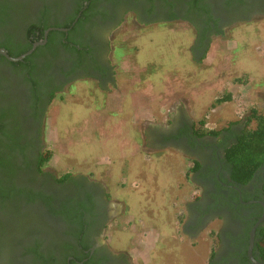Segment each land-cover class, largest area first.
Returning <instances> with one entry per match:
<instances>
[{
	"label": "flooded vegetation",
	"instance_id": "1",
	"mask_svg": "<svg viewBox=\"0 0 264 264\" xmlns=\"http://www.w3.org/2000/svg\"><path fill=\"white\" fill-rule=\"evenodd\" d=\"M0 2L4 11V18L0 20V49L8 55L30 43L32 49L36 42L45 41V33L50 29L45 44L39 45L32 54L40 47L45 50L34 54L27 61L26 69L11 64L26 58L14 62L0 53V112L10 113L6 124L16 132L15 137L20 138L15 165L23 167L15 172L17 177L13 185L52 197L50 206L23 198L21 205V200L16 199L13 204L7 203L1 208L0 216L8 223L5 221L7 232L0 240V264L3 261L7 264H40L34 254L26 251L32 247L52 258L53 264H126L125 250H116L106 242L109 229L118 231L114 222L119 214H112L111 200L99 184L74 176L65 180L64 176L57 179L37 177L44 166L40 158L45 152V121L52 100L66 85L82 80H90L96 90L105 91L106 97L116 93L118 100L133 96V92L125 95L127 87L124 82L120 87L118 80L117 67L127 69L130 63H119L114 56L118 31L125 22L144 27L188 23L196 31V48H193L205 50L210 46L211 37L220 35L225 27L252 20L263 21L264 0ZM47 21L50 27L44 29ZM57 23L71 25L55 27ZM31 28L36 33L29 34ZM54 30L61 34L50 42ZM27 73L34 79L26 81ZM245 125H234L232 133L226 131L218 137H196L194 123L181 115L175 117L168 130L154 128L149 134L152 145H169L201 163V168L194 174L197 183L202 185L203 198L196 200L192 207L190 224L196 231L214 218L220 221V249L212 264H264L255 250L258 229L264 227V219L261 220L264 217V167L252 181L242 185L232 179L225 160L227 145ZM21 149H25V153L19 152ZM15 211L18 214H13ZM77 214H82L83 219L77 220ZM254 229L252 254L257 263L249 255ZM116 241L117 238L114 243Z\"/></svg>",
	"mask_w": 264,
	"mask_h": 264
},
{
	"label": "rangeland",
	"instance_id": "2",
	"mask_svg": "<svg viewBox=\"0 0 264 264\" xmlns=\"http://www.w3.org/2000/svg\"><path fill=\"white\" fill-rule=\"evenodd\" d=\"M118 32L115 59L130 63L117 67L119 86L124 82L125 95L133 96L106 97L90 80L66 85L48 109L43 144L52 157L37 177L68 174L99 184L112 214H119V232L109 229L106 242L125 250L126 264H212L220 221L196 231L190 224L194 206L185 202L184 170L192 159L169 145H152L149 134L168 130L181 115L220 130L243 127L253 108L264 114V20L225 27L205 50L195 49L196 31L188 23L125 22ZM227 94L229 101L216 102ZM192 184L201 200L197 180Z\"/></svg>",
	"mask_w": 264,
	"mask_h": 264
},
{
	"label": "trees",
	"instance_id": "3",
	"mask_svg": "<svg viewBox=\"0 0 264 264\" xmlns=\"http://www.w3.org/2000/svg\"><path fill=\"white\" fill-rule=\"evenodd\" d=\"M3 13L4 11L2 7H0V20H3L2 17L4 18ZM44 24V29L50 27L48 21L44 22ZM55 25V27H67L71 24L66 23L62 25L57 23ZM44 29L42 31V35L44 33ZM29 32V34L36 33L34 32L33 28L29 29ZM60 34L61 32L59 30L52 31L49 38L50 42ZM31 46L32 43L27 46H23L18 50H12L9 53L12 57H19L22 53L27 52L31 48ZM42 50H45V48L40 47V49H38L34 54ZM34 54L27 56L24 61L11 64L15 65L16 67L20 66L19 68H25L27 61L30 60ZM30 74L31 73H27L25 75L26 81H30L31 78L34 79L33 75L30 76ZM230 96V94L223 95L219 97L216 102L218 104L227 102L230 100ZM8 114L10 113H8L7 111L0 112V210L1 208L3 209L4 206L7 205V203L9 205L13 204L16 199H18L19 201L21 200V205L23 198L27 199L28 202L39 201L41 202V204L44 203L45 205L50 206L52 203L50 198L52 197H48L43 192H34L32 190H26L24 188L19 189L13 185V182L15 184L17 177L15 172L19 167H23V165L19 167H16L15 165L17 160V151L19 150L18 145L20 144V138L15 137L16 132L12 128H9V126L6 124V121L9 118ZM10 118H12V116H10ZM226 131L232 133L234 131V125H229L228 127L220 130H214L207 127L205 119L200 120L194 125V134L196 137H203L207 135L218 137L220 134ZM19 152H22L23 154L25 153V149H21ZM51 157L52 153L46 152L45 154H43L40 158L43 165L47 163L51 159ZM225 160L231 171L232 179L242 185H246L250 181H252L257 172L262 167H264V114L258 109H251L250 114L246 119L245 128L241 131L240 134L236 136L235 140L231 144L227 145L225 149ZM192 161L194 165L189 172H197L201 168V163L197 159H193ZM70 176L71 175L67 174L63 177V179L65 180ZM19 207L18 210L20 209ZM52 211L54 210L52 209ZM13 214H18V212L15 211ZM66 214L68 213H65V216ZM67 218H69V214L67 215ZM81 218L83 219V215L77 214L76 219L79 220ZM5 221L6 220L0 216V240L2 235L7 232L5 229ZM82 223L83 222H81L80 224L83 228L84 225H82ZM255 250L258 252V256L264 260V227L258 229ZM26 251L28 253L34 254V256H36L35 260L41 261L40 264H53L52 258H47L43 254L38 252L36 247L28 248V250ZM215 255L216 251L215 248H213L210 259L213 260L215 258Z\"/></svg>",
	"mask_w": 264,
	"mask_h": 264
},
{
	"label": "water",
	"instance_id": "4",
	"mask_svg": "<svg viewBox=\"0 0 264 264\" xmlns=\"http://www.w3.org/2000/svg\"><path fill=\"white\" fill-rule=\"evenodd\" d=\"M60 30H67V29H66V28H60ZM49 32H50V29L47 30L46 33H45V38H46L45 41L36 42V43L33 45L32 49H30V50L27 51L25 54H23V55H21V56H19V57H12V56L8 55L7 52H6L5 50H3V49H0V53L5 54V56H7L9 60L14 61V62H17V61L23 60V59L26 58V56L32 54V53L35 51V49H36L39 45L45 44V42H46V40H47V38H48V34H49ZM262 204L264 205V202H263ZM263 219H264V217H263L261 220H263ZM255 229H256V228H255ZM255 229H254V231H253V233H252V236H251V246H250V249H249V255H250V257H251L252 260H254V258H253V254H252V250H253V246H254V239H255V232H256ZM254 262L257 263L255 260H254ZM257 264H258V263H257Z\"/></svg>",
	"mask_w": 264,
	"mask_h": 264
},
{
	"label": "crops",
	"instance_id": "5",
	"mask_svg": "<svg viewBox=\"0 0 264 264\" xmlns=\"http://www.w3.org/2000/svg\"><path fill=\"white\" fill-rule=\"evenodd\" d=\"M190 101H191V99H190ZM193 101V100H192ZM165 151H174V150H168V149H166ZM180 153V152H179ZM182 159H183V157H182ZM186 160V159H185ZM184 161V160H183ZM190 165H189V167H188V169H187V171H186V173H185V170H184V174H186L185 176H186V178H185V180L188 182V186L190 185V191L188 192V193H190V197H186L185 199H186V204H191V207L192 206H194L195 205V202H196V199H195V197H194V190H193V184L192 183H195V179L196 180H198L197 178H196V174H194V172H189L191 169H192V167H193V161L192 160H190ZM187 168V167H186ZM189 172V173H188ZM188 175L190 176L191 175V181L192 182H189L187 179H188ZM199 185V187L201 188V190L203 191V189H202V185L201 184H198ZM183 186H185V184H183ZM178 213H179V211H178ZM213 222H215V223H218L219 222V220H217L216 218H214V220H213Z\"/></svg>",
	"mask_w": 264,
	"mask_h": 264
}]
</instances>
